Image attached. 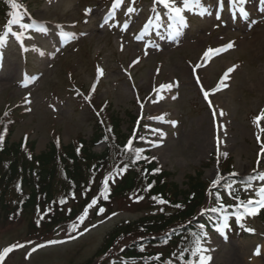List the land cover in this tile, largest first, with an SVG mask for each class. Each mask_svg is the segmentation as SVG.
<instances>
[{
  "label": "rangeland",
  "instance_id": "374dc122",
  "mask_svg": "<svg viewBox=\"0 0 264 264\" xmlns=\"http://www.w3.org/2000/svg\"><path fill=\"white\" fill-rule=\"evenodd\" d=\"M253 1L246 5L251 15L245 19L231 14L230 0H224L222 11L215 0H204L212 14H196L199 9L186 12L187 26L175 39L172 22L157 0H123L115 8L116 0L19 3L18 11L26 9L28 14L24 22L35 20L45 31L25 30L23 44L8 33L6 43L0 45V124L5 117L12 131L9 144H20L25 159L30 158L32 146L37 156L52 144L78 151L79 140L90 142L98 123H105V134H113L109 113L119 122L121 134L133 135L131 140L136 134L144 141L141 147L150 159L145 161L170 174L172 186L166 187L170 194L176 189L183 196L193 182L201 184L204 201L197 215L217 200L242 213L239 200L259 199L256 193L264 186V181L254 179L247 187L250 177L264 173V132L260 131L264 120L259 126L254 123L264 110V6ZM128 8L135 11L129 13ZM16 11L10 2L6 11L0 6V34ZM13 31L22 29L14 25ZM63 33L74 38L66 40ZM230 42L233 48L205 57L208 49ZM233 66L238 67L229 74L228 86L213 93ZM164 84L173 87L158 94ZM201 85L210 93L208 99ZM220 110L225 115H219ZM159 116L164 120L156 119ZM0 135L4 142L6 131L0 130ZM105 148L100 143L92 152L101 154ZM111 172H97L83 194L63 190L57 208L39 206L22 212L24 195L18 190L11 194L15 211L0 212V254L5 248L12 251L0 264H112L142 233L133 226L139 219L179 215L180 207L175 205L180 202L172 194L158 195L152 184L149 188L143 182L145 176L136 192L117 195L119 174L115 182L109 179V199L101 197L78 230L69 232V225L99 196ZM215 179L220 183L213 187ZM61 199L66 203L60 204ZM159 199L168 203H158ZM101 207L106 209L102 215ZM232 211L224 234L217 231L218 225L203 239L205 254L212 257L209 264H264V208L255 216L245 214L239 222ZM196 221L202 222L201 217ZM53 240L60 242L48 243ZM170 240L154 245L141 240L144 251L138 248V254L148 258L146 263L163 255L174 257L177 264L182 252L186 255L188 248H194L195 239L188 244ZM258 246L260 256L255 255Z\"/></svg>",
  "mask_w": 264,
  "mask_h": 264
},
{
  "label": "trees",
  "instance_id": "16d2710c",
  "mask_svg": "<svg viewBox=\"0 0 264 264\" xmlns=\"http://www.w3.org/2000/svg\"><path fill=\"white\" fill-rule=\"evenodd\" d=\"M8 3V0H0L1 11H6ZM107 117L110 120L113 134H105V123L97 124L96 122L95 132L90 142L79 140L78 143L81 148L78 151L73 148L72 150L64 149L62 146L52 144L46 153L37 156L32 146L29 159L23 157L20 144H9L12 131L9 130L8 122L4 117V121L0 124V130L6 131L7 135L4 142L0 143V145L2 144L0 147V212L6 214L15 211V208L11 206V203L14 202L11 199V194L17 195L16 190L24 195L22 197L24 200L21 201L22 212L30 213L39 206L57 208V201L63 190L66 193L73 191L74 193L83 194L97 177V172H100V174L106 173L112 169L115 170L117 167L123 168L127 165V171L121 173L120 180L117 183V195L136 192L138 183L145 176L147 178L143 179V182L147 185L152 184V189L158 191V195L169 196L172 194L174 201L177 200L183 206L180 207L179 215L173 219V216H168V214L158 215L159 218L155 215L139 219L133 226L140 228L142 233L136 240L126 246L123 255L117 256V258L114 257V260L112 259V264H168L170 259H172L171 262L174 260V257H164L162 255L159 256L160 259L157 262L150 261L146 263L148 258L138 254L139 249H141L139 241L142 240L145 243L154 245L163 242L167 236L168 240L169 238L172 239L170 241L182 240L188 244L189 240L201 236L202 232L210 229V225L206 222L207 218L216 214V212L207 211L197 215L196 210L203 205L204 201L201 184L193 182L194 185L189 187V192H186L187 194L185 193L183 196L176 193V189H172L173 192L170 194L168 188H166L172 186L168 183V178L171 177L170 174L164 170L154 171L159 167L154 162L145 161L150 159L143 153L142 155L148 159L136 161L133 153L124 152V147L131 135L121 134L119 122L112 118L109 113ZM134 141L133 146L138 148L139 140L136 134ZM100 143L106 145L105 150L101 154L93 153L94 147ZM58 147H60V150ZM120 152L124 153V156L120 155ZM192 180L194 179L192 178ZM185 201L187 204L184 203ZM216 202H214V205ZM197 216L201 217L202 222L197 223ZM201 225L204 226L203 229H201ZM192 250L188 248L184 259L179 258V263H176L186 264L187 260H191L190 253ZM172 254L174 255V253ZM172 264L174 263L172 262Z\"/></svg>",
  "mask_w": 264,
  "mask_h": 264
},
{
  "label": "snow or ice",
  "instance_id": "6c2138e0",
  "mask_svg": "<svg viewBox=\"0 0 264 264\" xmlns=\"http://www.w3.org/2000/svg\"><path fill=\"white\" fill-rule=\"evenodd\" d=\"M11 8L12 9H16L19 10L22 5L19 4L17 2V0H9ZM134 2V0H133ZM123 3V0H116V3L114 5L115 7L120 6ZM157 3L163 5V8L166 10V17L168 21L172 22V27H173V34L172 37L173 39H175L176 37H178L180 35V29L181 27H186L187 26V20H186V16L185 13L189 12V11H193L195 12L196 9H199V12L196 14H199L201 16L203 15H211L212 12L209 10V6H207L204 3V0H180L179 4H177V0H157ZM249 3V0H230V11L232 15H240L245 19H248L251 15L250 11L246 8V5ZM216 6L222 11L224 8V0H216ZM127 11L129 13L134 12L135 9L134 8H128ZM86 12H91V9H87ZM10 15L12 16L11 19H9L7 25H6V32L4 34H0V45H3L6 43V36L8 33H11L16 40L20 41L21 44H23V39H24V35H25V30H32L35 29L36 31H45V29L43 27H41L40 23L32 20L31 23H27L24 22V17L27 14L26 9L24 10L23 13L16 11L15 13H10ZM220 17L217 16V19H219ZM159 19V17H158ZM106 22V21H105ZM18 26L20 29H22V31L20 32H15L13 31V26ZM147 29V25H145V30ZM63 37L64 39L68 40V39H72L74 38L71 34L69 33H63ZM136 39L140 40L143 39V36H137ZM234 47V43L230 42L227 45L223 46L220 49H208V51L205 53V57H208L211 53L215 52L216 54H219L220 52L223 51H227L228 49H231ZM59 50V49H57ZM41 55H43V53H41ZM202 65H197L196 67L199 68ZM236 67L238 66H233L227 69V71L224 73L223 77L221 78V80L219 81V83L217 84V87L215 89L212 90L213 93L220 91L223 88H226L228 85L225 83L228 79H229V74L232 73L233 71H235ZM99 74L103 75V70L102 69H98ZM195 71V69H194ZM197 83H200V78L199 76L196 77ZM178 86V84L176 85ZM173 87L172 84H164L161 85L159 89H157V93L159 94L160 92H162L163 90H171ZM202 87V91L203 90V86ZM94 91V89H93ZM210 93L208 91H204V97L205 99H208ZM176 97H173V99H175ZM161 99H163V96H161ZM209 105L212 104L211 100H208ZM216 112L215 110H213V115H215ZM219 115L223 116L225 115V113L223 112V110L219 111ZM156 119L163 121L164 120V116H159L156 117ZM264 120V110H262L260 112V114L255 117L254 119V123L259 126L260 121ZM171 123L175 124V121H171ZM261 132H264V128H260ZM161 135H163V133H161ZM260 137L259 135H257V140H259ZM3 142V136L0 135V143ZM154 146H159L158 144H154ZM142 149L136 148L133 146V140H129L127 142V144L124 147V152H131L134 154V158L136 161L140 160V159H148L147 157H144L142 155ZM226 155V153H225ZM151 159L155 160L156 157H152ZM127 165H125L123 168L117 167L114 172L109 173L108 177H106L103 181V187L102 190L99 194V196L94 197L92 199V201L87 205V207L85 208V210L83 211V213L81 215H79L76 218V221L72 222L69 225V232H76L79 228L80 224H83V222L87 219L88 215H89V209L93 208L99 201V199L102 197L104 200L109 199V194H110V188L108 185L109 179H111L113 182H115V177L116 175H119L123 172L127 171ZM161 169L157 168L154 171L159 172ZM254 179H259L261 181H264V173H259L258 176L256 177H250L247 183V187L251 188L252 187V181ZM220 183L219 179H215L213 180V187L218 186ZM149 188H151V185L148 186ZM229 188L231 187V185L228 186ZM257 196H259V199L257 200H252L249 199L247 201V203H244L243 201H241V206L243 207L244 211L241 213L239 211L236 212V219L237 222H239L241 220V218L246 214V215H251V216H255L257 214V210L264 208V186L260 187L258 192L256 193ZM137 199H143V197H138ZM153 199H157L155 197H153ZM66 203V200L61 199L60 204H64ZM158 203L161 204H166L168 203L167 201L163 200V199H159ZM175 207L179 208L181 207V205H175ZM224 205L221 203L218 207H211L208 209H205V211H210V212H217L221 209H223ZM69 211H71L69 209ZM106 211V209H104L103 207L99 208L98 210V214H103ZM113 215H115V213H113ZM37 224L39 225V220L37 221ZM243 226V225H241ZM93 227H95V225H93ZM203 225H201V229H203ZM229 227V223H228V215H224L223 217V224L218 226L217 231L220 232L221 234H224V230L226 228ZM87 230V229H86ZM248 231H254L252 229H249ZM195 236V234H193ZM207 236L206 232H202L201 236H196L195 237V241H194V248L191 251L190 255L193 258L196 259H192V260H187L186 264H209V262L211 261L212 257L210 255H206L205 253L208 251V249L203 247V237ZM60 241H49V244H55V243H59ZM168 242V237L166 236L164 243ZM44 245H40L39 247H43ZM16 247V246H13ZM12 251V248H5L3 250V253L0 254V262H2L5 258V256ZM33 251H35V249H33ZM141 251H144L143 248H141ZM255 255L256 256H260L261 255V249L258 246L256 248L255 251ZM154 259L159 260L160 257L157 256ZM180 259H184V254L183 252L180 255ZM168 264H172L171 261L168 262Z\"/></svg>",
  "mask_w": 264,
  "mask_h": 264
}]
</instances>
